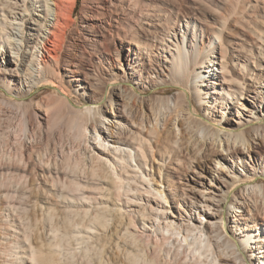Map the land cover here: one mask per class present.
Segmentation results:
<instances>
[{
  "label": "bare ground",
  "instance_id": "bare-ground-1",
  "mask_svg": "<svg viewBox=\"0 0 264 264\" xmlns=\"http://www.w3.org/2000/svg\"><path fill=\"white\" fill-rule=\"evenodd\" d=\"M78 1L0 0V56L14 55L0 62V264H67L78 257L83 264H264V179H255L264 177V33L252 32L260 43L255 54L249 43L232 48L223 28L199 40L202 30L188 20L181 40L191 37V43L170 49L164 41L176 40L178 33L170 29L179 16L171 18L161 5L115 0L113 20L126 24L125 36L139 51L125 20L137 14L138 21L146 20L138 28L147 24L148 32L159 33L154 48L167 55L169 77L183 87L161 98L167 110L182 106L179 120L194 119L190 90L199 106L216 108L221 121L229 123L225 114H239L237 107L245 115L237 131L218 127L210 134L203 128L199 138L195 134L198 141L183 137L176 121L169 127L156 109L144 114L135 105L140 100L133 97L129 104L131 96L119 90L107 99L117 111L112 133L107 109L93 100L73 105L54 80L60 67L70 65L62 52ZM160 19L164 23L155 28ZM199 65L204 69L197 72ZM48 86L55 88L52 98H28L35 88ZM5 109L14 115L13 125H2ZM207 163L222 174L227 167L223 183L231 188L220 197L204 195L208 190L195 178ZM230 195V232L240 229L239 220L246 223L238 239L226 226L231 221L219 215ZM57 210L65 216L62 231ZM32 214L33 220L42 216L40 228Z\"/></svg>",
  "mask_w": 264,
  "mask_h": 264
},
{
  "label": "rangeland",
  "instance_id": "rangeland-1",
  "mask_svg": "<svg viewBox=\"0 0 264 264\" xmlns=\"http://www.w3.org/2000/svg\"><path fill=\"white\" fill-rule=\"evenodd\" d=\"M113 2H115V0H79L77 3L73 13L72 26L67 31L68 35L66 34L68 42L66 41L62 52L65 60L70 62V65L62 66L66 69L60 67L59 70H57L58 75L54 79L56 84H61L63 88L66 89L70 102L73 105H86L93 100L99 104L100 108L107 109L109 112V114H107L109 120L108 126L112 133L115 132V124L112 118L117 111L115 112V108L108 105L107 99L113 96L116 92H119V90L121 92L126 91V93L131 96L132 101H127L129 104L133 105V97H135L136 100H140L136 101L135 105L138 103L136 107L140 108L141 111L143 110L142 112L144 114L150 113V110L156 113L157 110V113H160L161 117H165L166 120H168L167 123L170 124L169 127H171V124L176 121L177 127L183 132V137H194L196 134L199 138L198 131L203 128L205 131H209L208 133L210 134L217 130L218 127L224 130L237 131L236 127L238 124L240 125L244 122L245 112L243 110L237 107L235 109L239 112L237 115L235 112L232 113L228 111L231 114L226 113L224 119H229L230 122L227 123V121H221L219 118L220 113H218L217 109L208 108V111L199 106L195 101L193 92L190 90L187 91V95L192 101L196 119H191V117L187 118L185 115L183 119H181L184 121L181 122L178 115L180 116L183 112L182 106L175 111L174 109L172 111V108H169V111L167 110L168 106H163L164 104L161 103L163 102L161 98L174 97L183 89V87H180V85L171 81L167 64L164 59L167 55L157 52L154 48L155 45H159V42L157 41L159 40V33L148 32L147 24H143L141 28H138L141 26L140 23H145L146 20L145 22L138 21L137 14L133 16V19L125 20L127 24L133 26V40L136 39L139 41L142 48L141 51H139L136 46H134V44L132 45L129 41V37L125 36L127 32V29L125 28L126 24L123 27H119L118 23L116 24L114 22L113 19L118 17V15L112 9L111 5ZM138 4L143 7H157V5H161L166 9V12L167 10L169 11L171 18L179 16V19L181 20L179 24L174 28L171 26L172 29H170L171 31L173 30V32L175 31L178 33L176 40L172 37L170 39L172 44L168 43L167 40L164 41L166 47L169 46L170 49L174 48L172 46L174 44L184 47L191 43V37L184 41L181 40L182 32L184 33L188 29L185 26L186 21L188 20H191L192 22L195 21L197 26L202 30V35L198 38L199 40L203 39V41H206L207 38L211 36L210 32L212 30L223 28L222 33L224 38H226L228 44L232 48L238 43H249V46L253 48L255 54H257L256 48L260 43L254 41V33L252 32L256 31L261 34L264 33V0H139ZM242 5L245 6V10L241 9L243 7ZM159 22L164 23V19L154 21L155 28ZM84 27L86 29H84ZM262 35L264 37V34ZM86 38L94 40L97 47H88L86 45L88 42ZM199 43L201 44L200 41ZM200 44L198 47H203ZM93 49L97 51H94ZM216 56L219 59L217 54ZM13 57L14 55H12L10 51H7V53H3V55L0 56V62L5 63L6 60H12ZM255 61L258 63L262 62L259 58ZM196 68L197 72L204 69L201 65ZM161 80L166 83L161 84ZM79 83L84 84L86 87H89V89L84 90L78 85ZM17 87L22 88L19 83ZM35 89L36 90H33L32 94L28 97L31 98V96L36 95L33 102H36V100L39 101L52 98L53 91L55 90V88L53 89V87L51 88L49 86L47 89H43L42 87ZM0 97L2 96L0 95ZM263 98L264 93L262 94V99ZM139 103L142 105L140 106ZM161 104L162 107L160 108L159 106ZM242 106L245 108L244 105ZM153 109L156 110L154 111ZM3 115L4 117L1 118L2 125L5 126L7 123L13 125L15 117L10 113V110L5 109ZM7 116L10 117L7 118ZM262 122L264 123V116ZM228 125H231L232 128H229ZM196 136L194 139L200 141ZM209 144V140L204 142V146H208ZM245 163L243 165H245ZM226 168L227 167H224L223 174L222 172L214 171L213 163H207L205 170L198 169L200 173L199 176L196 175L195 178L197 181L202 182L204 188L208 190H204V195L210 194L215 197H220V195H223L226 190L231 188L223 183L224 180L228 179L226 178ZM247 168L249 169V167ZM255 172L258 174V169H256ZM248 176L251 177V174ZM210 177H214L213 181H211V185H209ZM240 179L242 181L243 179L246 180L244 175H242ZM255 179L263 180L264 177L256 176ZM242 181H240L241 185L243 184ZM30 183L32 184V182ZM197 188H201V186H197ZM194 191L198 190L194 189ZM234 192L239 197V189L234 190ZM232 201L233 197L230 195L226 200L221 202L222 208L219 210V215L222 213L231 221V223L229 222L226 224L227 227L229 226V232L231 230L230 226L233 227V217H229L231 212L229 213L228 208L229 203ZM173 209L174 208H165L167 213L174 211ZM63 213L64 212L59 210L56 211V221H62L59 224L62 228H60L61 231L64 228L62 227L64 226L63 219H65V216H62ZM32 216L35 215L32 214L30 216L32 223H37L36 226L40 228V224H42V216L36 214L38 222L36 221L37 218L35 220L34 217V221ZM245 224L244 220H239L238 226L240 229L237 230L238 232H230L235 239H238L240 231L242 232L246 229ZM36 239L37 238L34 237L33 241H35V245H37L36 242L39 241ZM38 239L41 240V238ZM40 242L41 241H39L38 244ZM143 243L144 242H140V245L142 246ZM142 248L144 249L145 245H143ZM81 260H79L78 257L70 263L67 262V264H83L82 262L84 261ZM65 262L66 261L61 264H66Z\"/></svg>",
  "mask_w": 264,
  "mask_h": 264
}]
</instances>
